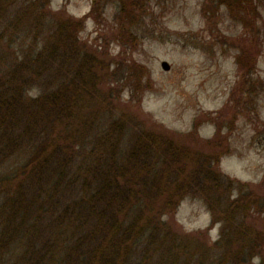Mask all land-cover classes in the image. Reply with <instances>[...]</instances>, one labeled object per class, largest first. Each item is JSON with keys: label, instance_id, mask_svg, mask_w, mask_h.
Segmentation results:
<instances>
[{"label": "trees", "instance_id": "1", "mask_svg": "<svg viewBox=\"0 0 264 264\" xmlns=\"http://www.w3.org/2000/svg\"><path fill=\"white\" fill-rule=\"evenodd\" d=\"M16 1L0 0V264H264L253 195L230 197L211 141L146 128L78 21ZM219 1L237 19L252 4ZM188 196L222 223L213 243L163 219Z\"/></svg>", "mask_w": 264, "mask_h": 264}, {"label": "rangeland", "instance_id": "2", "mask_svg": "<svg viewBox=\"0 0 264 264\" xmlns=\"http://www.w3.org/2000/svg\"><path fill=\"white\" fill-rule=\"evenodd\" d=\"M251 1L256 10L253 50L249 2L242 5L246 12L240 19L219 0H135V6L99 0L100 8H92V0H17L10 8H41L78 21L86 51L117 69L116 103L146 128L191 148L211 141L212 148L205 150L221 154L217 170L236 181L230 197L253 195L256 206L249 220L264 232V0ZM251 54L253 75L247 69L241 81L240 65H249ZM163 60L169 70L161 68ZM250 77L253 108L245 92ZM163 219L210 244L220 236L222 223L213 222L215 216L199 196L184 198Z\"/></svg>", "mask_w": 264, "mask_h": 264}, {"label": "flooded vegetation", "instance_id": "3", "mask_svg": "<svg viewBox=\"0 0 264 264\" xmlns=\"http://www.w3.org/2000/svg\"><path fill=\"white\" fill-rule=\"evenodd\" d=\"M92 8H100L99 0H92ZM123 8V7H121ZM251 8H253V3ZM251 28H252V36H251V43H252V50H253V10L251 14ZM249 71L251 72L250 76L253 75V54L250 56V69ZM248 72L247 69L244 70L243 74L240 76L241 81L245 78L247 75L246 73ZM250 86L249 90H246L245 92L249 93L250 96V104L251 107L253 108V77H250V80L248 81ZM247 82V83H248ZM241 86H238L240 88Z\"/></svg>", "mask_w": 264, "mask_h": 264}, {"label": "water", "instance_id": "4", "mask_svg": "<svg viewBox=\"0 0 264 264\" xmlns=\"http://www.w3.org/2000/svg\"><path fill=\"white\" fill-rule=\"evenodd\" d=\"M160 65H161V68L163 70H169L170 69V64L165 60L161 61Z\"/></svg>", "mask_w": 264, "mask_h": 264}]
</instances>
